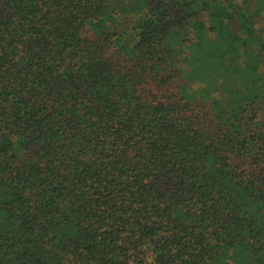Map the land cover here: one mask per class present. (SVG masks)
Segmentation results:
<instances>
[{
  "label": "trees",
  "instance_id": "obj_1",
  "mask_svg": "<svg viewBox=\"0 0 264 264\" xmlns=\"http://www.w3.org/2000/svg\"><path fill=\"white\" fill-rule=\"evenodd\" d=\"M262 21L0 0V264H264Z\"/></svg>",
  "mask_w": 264,
  "mask_h": 264
},
{
  "label": "rangeland",
  "instance_id": "obj_2",
  "mask_svg": "<svg viewBox=\"0 0 264 264\" xmlns=\"http://www.w3.org/2000/svg\"><path fill=\"white\" fill-rule=\"evenodd\" d=\"M263 23L262 24H259L257 25V27L259 28H262V26H264V21H262ZM261 25V27H260ZM245 63V61L242 59V60H239V61H232V65H234L235 67H243V64Z\"/></svg>",
  "mask_w": 264,
  "mask_h": 264
}]
</instances>
